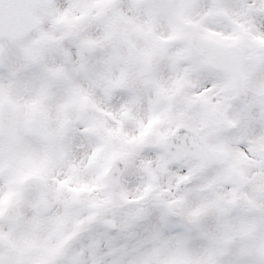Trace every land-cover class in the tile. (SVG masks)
<instances>
[{
    "label": "snow or ice",
    "instance_id": "snow-or-ice-1",
    "mask_svg": "<svg viewBox=\"0 0 264 264\" xmlns=\"http://www.w3.org/2000/svg\"><path fill=\"white\" fill-rule=\"evenodd\" d=\"M0 264H264V0H0Z\"/></svg>",
    "mask_w": 264,
    "mask_h": 264
}]
</instances>
